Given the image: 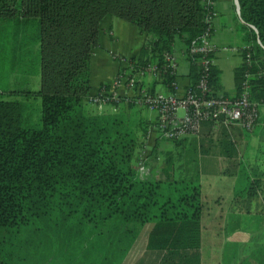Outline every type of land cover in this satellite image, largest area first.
Returning a JSON list of instances; mask_svg holds the SVG:
<instances>
[{
  "label": "trees",
  "instance_id": "trees-1",
  "mask_svg": "<svg viewBox=\"0 0 264 264\" xmlns=\"http://www.w3.org/2000/svg\"><path fill=\"white\" fill-rule=\"evenodd\" d=\"M238 1L254 44L250 62L235 70L236 87L240 93L249 73L251 99L264 106V0ZM107 14L150 37L128 62L162 65L164 52L180 47L190 63L188 87L201 94L202 65L189 49L208 28L207 0H0V28L13 22L15 32L38 29L43 122L26 126L22 103L7 98L16 90L0 93V264H122L145 226L148 264H202L204 202L197 175L177 168L170 151L157 176L149 157L145 173L141 140L154 124L141 122L140 136L127 112L120 118L88 108L91 53ZM173 79L165 81L174 92ZM210 83L217 93L215 66ZM202 129L199 137L174 142L197 149L199 142L216 141L233 156L224 124L208 120ZM152 152L159 159L157 145ZM246 174L252 197L260 179Z\"/></svg>",
  "mask_w": 264,
  "mask_h": 264
},
{
  "label": "crops",
  "instance_id": "crops-1",
  "mask_svg": "<svg viewBox=\"0 0 264 264\" xmlns=\"http://www.w3.org/2000/svg\"><path fill=\"white\" fill-rule=\"evenodd\" d=\"M215 10L217 15L213 21L212 42L217 48L214 54V66L219 70L220 84L217 93L233 97L239 94L236 87L235 70L242 67L246 61L244 57L246 52L242 48L246 46L252 47L254 41L251 35V27L241 18L237 0H216ZM100 29L99 45L95 49L91 64V86L94 93L103 84L112 81L116 74L118 66L112 55L134 57L138 55L145 42V35L137 26L115 15H106L101 20ZM224 47H237L239 50H227ZM174 54L179 62V81L181 86L186 88L191 82L189 60L183 55L180 47H176ZM142 85L147 90L171 91L163 79L152 76L144 77ZM179 94L182 95L183 91H180ZM260 112L259 123L253 131H246L238 126L227 127L234 147L232 151L231 145L228 146L233 155L231 158L223 152V147L219 146L216 141L208 142L205 140L203 143H197V152L200 154L199 149L201 150L200 156L201 158L203 156V160L208 162L215 158L219 162L215 169V175H213L216 178L222 179L223 175L238 177L240 173L238 166H244L251 175V180L260 179V187L257 188L256 194L251 197L247 193V198L245 199L236 196L235 185L230 187L228 200H225L223 192L217 190V180H213L215 182L213 188L216 187L214 194L209 190L205 191L203 184L200 183L204 202L202 234L206 230L208 236L206 259L204 258L202 240V264H264V235L260 232L264 225L260 224L255 231H251V229H246L241 224L242 222L253 223V221H256L254 218L260 211V207H264V108L261 106ZM258 129L259 133H256ZM203 130L201 129V134H204ZM205 133L207 134V131ZM256 134L257 136H254ZM225 162H229L233 169L223 171ZM239 163L241 164L238 165ZM196 175L199 180L200 175L197 173ZM260 197L261 199L258 200ZM211 204H213V207L217 206L218 208L213 209ZM230 214L231 216H229ZM215 216L219 217L223 223H226V226H223L225 229L224 235H222L223 238L220 240H216L211 236V230H208L209 228L204 224L205 218ZM233 217H237L235 221H233ZM228 219L233 222L229 229L227 228ZM145 228L147 231L143 232V234L142 232L139 233L140 235H138L129 253L141 235L144 236L147 250L150 227L145 226L141 229L144 230ZM216 245H218L217 250L214 247ZM228 245L233 248L230 250L226 249ZM146 259L145 256H141V258L131 264H148Z\"/></svg>",
  "mask_w": 264,
  "mask_h": 264
},
{
  "label": "rangeland",
  "instance_id": "rangeland-1",
  "mask_svg": "<svg viewBox=\"0 0 264 264\" xmlns=\"http://www.w3.org/2000/svg\"><path fill=\"white\" fill-rule=\"evenodd\" d=\"M214 4H216V0L214 1ZM110 15V14H107ZM20 15L17 12V17ZM105 17V16H104ZM216 17V16H215ZM122 19V18H121ZM124 20V19H123ZM214 21V18H213ZM212 21V22H213ZM128 22V21H127ZM101 24V23H100ZM18 26L15 23H10L7 25L6 28H0V93H4L6 89L16 90L17 93L14 95L7 97L8 99L13 100H19L22 103V116H23V122L28 127L33 128H41L43 125L42 122V98L39 94V90L41 87V55H40V40H39V32L38 29H34V27H26L21 29L20 32H15ZM27 30V31H24ZM101 31V29H100ZM99 31V35H100ZM144 34V33H143ZM213 34V32H212ZM145 35V42L144 45H148L149 38L146 34ZM99 40V37H98ZM98 44L93 48L91 53V63H90V69L92 73V58L93 54L95 52V49L98 47ZM143 45V46H144ZM142 46V47H143ZM141 50V49H140ZM169 51H165L164 54H166ZM113 54V52H111ZM216 51L212 54L214 59V54ZM139 54V53H138ZM164 54H163V60H164ZM114 61L116 62L118 69L121 67V69H130V64L133 65L132 70L137 73H141L143 68H145L148 65H158L160 67V63L154 62H148L149 64L142 66V67H136L132 63H128L127 61L131 57H126L123 55H112ZM119 59V61H117ZM178 60V58H177ZM164 64V63H163ZM179 64V62H178ZM137 65V64H135ZM214 67V65H213ZM212 67V69H213ZM116 71V73H117ZM92 75V74H91ZM178 75H179V68H178ZM152 76L158 79H163L165 81V78L171 77L172 75L170 73L168 74H160L159 72H146L143 76ZM173 77V76H172ZM142 78V80H143ZM113 80V79H112ZM112 81L109 83L103 84V86H108ZM166 82V81H165ZM167 83V82H166ZM168 84V83H167ZM172 84V82H171ZM168 86H170L168 84ZM100 87V88H101ZM99 88V89H100ZM98 89V91H99ZM91 91L88 99V108L91 112L97 113H110L113 112L116 115H121L120 118H123L124 112H127V115L130 116V119L132 121V128L138 132V135H141V131L144 128L141 122L145 126H149L150 124H156L157 123V112L151 110L145 105L140 104H132V106L127 105L125 102H110L103 106H100L98 104H95L91 102V97L97 94V92ZM149 91V90H148ZM154 92H160V91H154ZM163 92V91H161ZM173 91L163 92V93H171ZM264 108V106H261ZM125 108L127 111H125ZM156 114V115H155ZM152 129L150 127V136L148 134V137L146 139L140 138L141 142L143 143L142 148L140 149V152L142 149L146 150V155L150 158V166L154 167V177L157 176L160 173V168L163 165V159L165 157V153L170 151L174 153V158L176 160V166L179 169L187 168L186 172H189L190 175L192 174H199V182L203 184V189L205 191L209 190L212 194H214V190L217 187V190H221L224 194V199L228 200V196L230 193V187L235 185V194L236 196L242 197L243 199L247 198V189L249 186V180L246 177V168L244 166H239L241 168V172L238 174V177L235 176H229V175H223L222 179L216 178L214 173L215 169L217 168V164L219 162L216 161L215 158H212V161H205L203 160V156L201 158L200 154L202 153L199 149L200 154L197 152V149H194L192 144L188 143L184 144H176L173 140H167L160 137H157V134L154 136V132H152ZM256 133H259V129ZM254 136H257L254 135ZM157 137V138H155ZM141 144V143H140ZM157 145V150H159V159H155V154L152 152L153 147ZM141 147V146H140ZM203 148V147H202ZM139 154V151H138ZM137 154V156H138ZM228 169H233V166L229 164V162H225L223 164V171H228ZM234 169H236L234 167ZM200 170V172H199ZM179 171V170H178ZM213 180H217L216 187H214L215 182ZM258 198V200H260ZM213 207V204H211ZM217 206H214L213 209H217ZM231 216V214L229 215ZM237 217H233V221L236 220ZM256 221L251 222H242V226H244L246 229H251V231H255L257 226L260 224L264 225V207H260V211L254 218ZM204 224L209 228L208 230H211V236H213L216 240H220L223 238L222 235H224L225 229L223 226H226V223H223L219 217H211V218H205ZM233 224L232 220H227V228L229 229ZM223 228V229H222ZM147 229L139 230V233L145 232ZM263 231V232H262ZM207 231L205 230L202 234V240H203V247H204V258H207ZM262 235H264V227L262 230H260ZM146 234V233H145ZM217 250L218 245L214 246ZM225 248V247H224ZM233 247L231 245H228L226 249L230 250ZM235 248V247H234ZM247 248V247H246ZM146 246H145V240L144 236L141 235V237L138 239V242H136L134 248L132 251L126 256L122 264H131L135 262L138 258H141V256H145L148 260V262L152 261V256H146L147 254ZM45 255L50 256L47 251L43 252V257ZM217 256V255H216ZM218 257V256H217ZM227 257V256H226ZM145 259V258H144ZM30 262V261H29ZM31 263V262H30ZM34 264V261L32 262Z\"/></svg>",
  "mask_w": 264,
  "mask_h": 264
},
{
  "label": "built area",
  "instance_id": "built-area-1",
  "mask_svg": "<svg viewBox=\"0 0 264 264\" xmlns=\"http://www.w3.org/2000/svg\"><path fill=\"white\" fill-rule=\"evenodd\" d=\"M215 0H207L208 28L199 37L194 39L190 45L189 53L192 57H199L202 65L196 89L201 93L197 94L189 87L183 88L179 81L178 60L174 53L164 54V64L148 65L141 73H135L130 69L117 71L112 82L103 86L97 94L91 97V102L103 106L110 102H125L128 104L145 105L157 112V123L153 125L154 136L167 139L179 140L188 136L201 134L204 121L213 120L220 122L226 127L238 126L246 131H253L260 120V105L251 99L249 73L241 85V91L237 96H226L216 93L211 87L212 67L214 65L213 53L216 46L212 42L213 18H215ZM227 50H239L237 47H224ZM246 52V61L251 59V47L242 48ZM119 61V59L117 60ZM160 74L170 73L174 79L172 86L174 92H151L142 85V78L146 72H159ZM183 91L180 95L179 92ZM150 136V134H149ZM155 137V138H157ZM146 150L139 160L142 171L148 173L146 165L148 155Z\"/></svg>",
  "mask_w": 264,
  "mask_h": 264
},
{
  "label": "water",
  "instance_id": "water-1",
  "mask_svg": "<svg viewBox=\"0 0 264 264\" xmlns=\"http://www.w3.org/2000/svg\"><path fill=\"white\" fill-rule=\"evenodd\" d=\"M237 4H238L239 11H240V5H239V1L238 0H237Z\"/></svg>",
  "mask_w": 264,
  "mask_h": 264
},
{
  "label": "bare ground",
  "instance_id": "bare-ground-1",
  "mask_svg": "<svg viewBox=\"0 0 264 264\" xmlns=\"http://www.w3.org/2000/svg\"><path fill=\"white\" fill-rule=\"evenodd\" d=\"M213 35V34H212ZM213 37V36H212Z\"/></svg>",
  "mask_w": 264,
  "mask_h": 264
}]
</instances>
